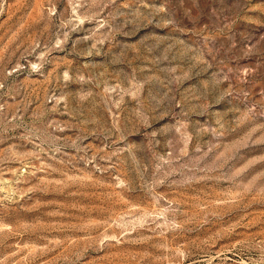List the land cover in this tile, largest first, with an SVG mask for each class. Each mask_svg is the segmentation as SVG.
<instances>
[{
  "label": "rangeland",
  "instance_id": "obj_1",
  "mask_svg": "<svg viewBox=\"0 0 264 264\" xmlns=\"http://www.w3.org/2000/svg\"><path fill=\"white\" fill-rule=\"evenodd\" d=\"M0 264H264V0H0Z\"/></svg>",
  "mask_w": 264,
  "mask_h": 264
}]
</instances>
